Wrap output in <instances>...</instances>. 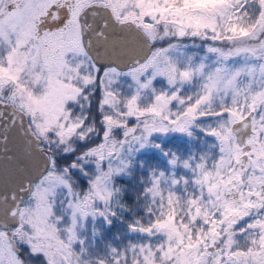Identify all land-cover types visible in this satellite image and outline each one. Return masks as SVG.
<instances>
[{
	"label": "snow or ice",
	"instance_id": "1",
	"mask_svg": "<svg viewBox=\"0 0 264 264\" xmlns=\"http://www.w3.org/2000/svg\"><path fill=\"white\" fill-rule=\"evenodd\" d=\"M0 264H264V0H0Z\"/></svg>",
	"mask_w": 264,
	"mask_h": 264
}]
</instances>
